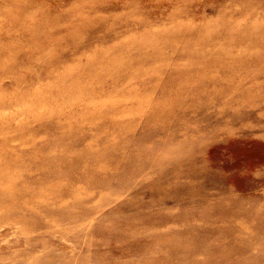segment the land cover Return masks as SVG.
I'll return each mask as SVG.
<instances>
[{
	"label": "rangeland",
	"instance_id": "rangeland-1",
	"mask_svg": "<svg viewBox=\"0 0 264 264\" xmlns=\"http://www.w3.org/2000/svg\"><path fill=\"white\" fill-rule=\"evenodd\" d=\"M0 264H264V0H0Z\"/></svg>",
	"mask_w": 264,
	"mask_h": 264
},
{
	"label": "bare ground",
	"instance_id": "bare-ground-1",
	"mask_svg": "<svg viewBox=\"0 0 264 264\" xmlns=\"http://www.w3.org/2000/svg\"><path fill=\"white\" fill-rule=\"evenodd\" d=\"M45 173V172H44Z\"/></svg>",
	"mask_w": 264,
	"mask_h": 264
}]
</instances>
